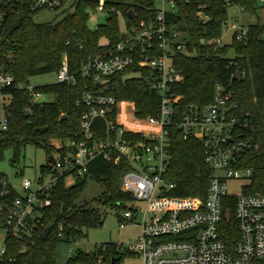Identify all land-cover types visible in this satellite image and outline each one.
I'll return each instance as SVG.
<instances>
[{"label":"trees","instance_id":"trees-1","mask_svg":"<svg viewBox=\"0 0 264 264\" xmlns=\"http://www.w3.org/2000/svg\"><path fill=\"white\" fill-rule=\"evenodd\" d=\"M69 1L68 7L63 8ZM99 1L61 0L60 7L55 10L60 11V18L48 23H35L38 12L30 11L27 3L17 5L7 13L0 26V64L4 72L13 77L14 86L21 85L23 89L11 87L0 92L9 98L2 108L6 127L0 129V159L5 151L11 150L13 163L25 145L31 144L46 152V164L40 168V173H47L48 156L62 152L64 144L79 133L80 109L75 102L86 92L105 93L117 102L133 103V114L137 119L155 118L159 95L150 89L149 72L137 67L110 77L105 91L91 79L80 77L73 86L54 83L27 90L30 78L57 74L63 55L69 73L75 75L82 63L114 46L131 27L140 22L149 23L155 17L154 0H102L105 21L90 30L87 26L89 14L96 12ZM174 2L173 13L165 16L166 25L169 34L178 37L177 42L183 49L175 52L172 58L173 67L180 74V83L175 90L178 98L173 105L175 116L166 128L169 138L166 178L176 184L170 196L205 199L209 173L203 164L201 145L194 138L184 139L177 124L184 106L210 103L215 86L229 89L238 113L250 114L259 147L247 153L241 162V167L250 169L252 174L243 189L245 194H264V23L257 19L249 24L246 38L241 41L231 39L225 46L208 44L221 37L229 7L236 6L243 14L255 17L260 7L255 0ZM119 19L123 29L119 27ZM229 52H232V58L227 57ZM230 61L234 65L228 67ZM237 72H243L245 76L235 78ZM33 95H50L53 101L39 103L33 101ZM125 138L135 140L138 137L125 135ZM130 169L124 160L114 165L98 157L89 163L87 175L73 186L66 187L64 179H60L50 193V207L40 213L36 232L27 240L8 239L6 257L10 262L2 264H57L59 243L80 242L85 238V231L103 223L104 214L97 209L76 204L86 179L91 178L104 188L94 200L96 204L109 205L121 213L131 196L120 190V178ZM0 179L3 178L0 176ZM14 197L15 193H12L8 198L0 199V231L5 222L2 212ZM233 207V198L223 200L222 221L218 227L228 252L238 240ZM46 229L47 235L42 239ZM130 257L120 246L105 244L93 253L78 250L67 263L120 264Z\"/></svg>","mask_w":264,"mask_h":264},{"label":"built area","instance_id":"built-area-1","mask_svg":"<svg viewBox=\"0 0 264 264\" xmlns=\"http://www.w3.org/2000/svg\"><path fill=\"white\" fill-rule=\"evenodd\" d=\"M154 1L153 21L131 27L114 46L82 63L75 75L69 73L63 55L56 83L73 86L77 77L88 78L105 91L107 85L103 86L102 82L109 81L110 77L136 67L146 70L150 74V89L159 95L155 118L137 119L132 113L126 121L122 105H131L133 112V103L117 102L105 93H83L75 102L80 109L79 133L64 144L62 152L50 155L52 163L48 162L47 173H40L34 181L21 180V195L5 179H0V199L15 193L9 207L2 212L5 222L0 231V264L10 262L6 257L8 239L27 240L36 232L40 213L50 207V193L57 182L67 177H72L75 183L83 179L89 163L98 157L114 165L124 160L131 167L120 178V190L131 196L133 205L121 212L119 224L134 225L138 217L141 223L136 240L120 246L131 255L129 259L138 264L264 262V194L244 193L243 188L252 174L250 169L241 167L245 155L258 149L259 140L250 114L237 112L229 89L215 86L212 101L207 105L184 106L177 124L184 139L194 138L201 145L203 164L209 173L204 201L170 196L176 184L166 178L169 160L166 128L175 116L173 105L178 99L175 90L180 83V74L173 67L172 58L183 46L177 42L175 34H169L166 25L165 16L173 13L174 0ZM255 1L264 8V0ZM22 3H27L32 12L55 11L61 0H0V26L7 13ZM102 6L100 0L96 12L102 14ZM233 7L238 16L225 26L231 39L241 41L246 38L248 25L256 21H243L241 9ZM208 44L220 46V38ZM232 65L230 61L228 67ZM244 76L243 72L235 74L238 79ZM11 87L23 89L21 85L14 86L13 77L6 74L0 64V92ZM32 97L36 101L40 96ZM5 127L3 117L0 129ZM125 135L138 138L126 139ZM99 137L102 139H97ZM229 180L246 182L238 196L227 194ZM227 197L234 199L233 219L238 233V240L229 252L218 231L223 200ZM76 251L69 247L66 261L61 264H68ZM120 264L133 263L123 261Z\"/></svg>","mask_w":264,"mask_h":264},{"label":"rangeland","instance_id":"rangeland-1","mask_svg":"<svg viewBox=\"0 0 264 264\" xmlns=\"http://www.w3.org/2000/svg\"><path fill=\"white\" fill-rule=\"evenodd\" d=\"M70 1L63 7L67 8ZM238 14L234 7H229L227 11V22L232 18L237 17ZM241 19L247 23H253L257 19L259 22H264V8H260L257 11L256 17L242 14ZM60 18V11H40L34 17L35 23H48ZM105 21L104 15L98 12L90 13L87 26L90 30H93L97 25H102ZM119 27L123 29V22L119 19ZM231 33L227 31L226 26L222 28L220 37V46H225L230 43ZM228 58H232V52L227 55ZM56 83V74L50 73L45 75H39L32 77L28 80L30 88L40 87L44 85ZM53 101V97L50 95H41L36 102L49 103ZM9 102V98L0 94V122L3 118V110ZM122 112L126 114L124 119L129 121L132 112L131 105L123 107ZM13 153L11 150L4 152L2 159H0V176L10 184L18 195L22 194L20 182L23 179L34 181L40 177V168L46 164V152L31 144L25 145L21 150L19 158L15 162H11ZM64 184L67 187H71L75 184L72 177L64 179ZM227 194L229 196H238L241 193V188L246 185L244 180H229L227 182ZM104 191L101 184L97 183L91 178L86 179V184L83 192L76 201L77 205H86L89 208L97 209L100 213L104 214V220L101 226L85 231V238L75 244L59 243L56 247V262L61 264L66 261V251L69 247L74 250H79L84 253H93L99 246L105 244H114L117 246H125L127 243H133L139 235L141 218L138 217L134 225L126 224L120 226L118 223V217L121 214L115 208H111L109 205H98L94 202ZM133 202L130 200L125 203L127 208H130ZM142 210V208H141ZM124 262H131L138 264L137 261L132 259H124Z\"/></svg>","mask_w":264,"mask_h":264},{"label":"water","instance_id":"water-1","mask_svg":"<svg viewBox=\"0 0 264 264\" xmlns=\"http://www.w3.org/2000/svg\"><path fill=\"white\" fill-rule=\"evenodd\" d=\"M130 17H132V16L130 15ZM108 83H109V81H104V82H102V85L105 86ZM47 160L49 163H52V157L49 156ZM47 231H48V229H46L45 233L42 235V239H44L46 237Z\"/></svg>","mask_w":264,"mask_h":264}]
</instances>
